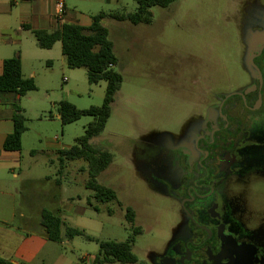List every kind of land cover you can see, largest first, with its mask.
<instances>
[{"label":"rangeland","instance_id":"1","mask_svg":"<svg viewBox=\"0 0 264 264\" xmlns=\"http://www.w3.org/2000/svg\"><path fill=\"white\" fill-rule=\"evenodd\" d=\"M136 8V0H113L103 6L105 11L131 12ZM151 10V23L133 24L113 18L105 22L118 57L115 69L123 81L105 129L91 143L113 154L112 163L98 175V181L113 188L119 202L103 203L94 198L85 185L88 171L82 169L86 167L84 160H69L61 167L55 154L58 152L48 150L53 142H59L61 148L74 145L94 118L83 115L63 124L59 103L67 100L79 109L101 106L107 82L92 83L86 67L72 68L64 63L59 43L53 49L54 64L27 61L26 71L37 72V89L18 101L27 130L22 172L14 186L20 189L18 210L26 214L32 226L23 229L22 215L18 214L14 225H0V243L6 247L13 237L26 231L39 234L40 205L48 210L60 209L65 220L63 240L48 239L32 264H91L99 243L83 235L69 238L66 228L85 229L99 241H124L133 234L132 224L126 219L127 207L133 208L135 225L142 228L135 235L133 247L138 261L108 264H146L149 248L162 245L179 219L177 203L155 192L140 171V153L146 141L176 130L186 120L191 76L206 72L212 78L217 73L227 85L241 79L243 51L235 25V17H241V0H174ZM260 189L263 201L264 187ZM52 192L56 194L54 200L47 197ZM27 197H31L30 205ZM0 256H5L3 250Z\"/></svg>","mask_w":264,"mask_h":264},{"label":"flooded vegetation","instance_id":"2","mask_svg":"<svg viewBox=\"0 0 264 264\" xmlns=\"http://www.w3.org/2000/svg\"><path fill=\"white\" fill-rule=\"evenodd\" d=\"M240 15L241 79L191 76L186 120L140 153L151 188L179 207L146 264H264V0H241Z\"/></svg>","mask_w":264,"mask_h":264},{"label":"trees","instance_id":"3","mask_svg":"<svg viewBox=\"0 0 264 264\" xmlns=\"http://www.w3.org/2000/svg\"><path fill=\"white\" fill-rule=\"evenodd\" d=\"M174 0H136L135 11H101L94 15L90 26L65 22L60 28L46 30L33 29L38 45L42 48H51L60 41L62 52L67 57L68 65L72 68L86 67L88 79L92 83L101 80L107 82L105 97L101 106H91L87 109H79L75 104L62 100L58 105L60 118L63 124L78 120L83 115H92L93 120L88 123L85 133L77 138L74 145L62 148L58 151V159L61 167L66 161L82 159L86 162L83 170L88 171L85 185L93 192L94 198L99 202L118 201L116 191L98 181V175L104 171L113 161V154L98 147L91 141L98 136L106 126L111 115L112 103L121 88L123 77L115 69L118 57L114 50L113 41L109 38V29L105 19L113 18L118 21H130L133 24L151 23L153 6L166 7ZM37 89L33 78L25 77L22 72V59L19 53L4 60L3 72L0 74V93L15 92L20 96ZM14 107V131L6 137L4 148L7 150H21L22 136L27 130L26 117L19 102L13 103ZM126 219L132 224L133 234L124 241H99L88 234L85 229L68 226L66 236L73 238L83 235L89 240L99 243V252L93 257L91 264H108L114 262L135 263L138 256L133 250L136 242L135 235L142 232L139 225H135L136 214L133 208H126ZM42 225L50 240L60 242L63 240L62 228L65 225L62 217L53 211H42ZM0 264H29L14 263L10 259L0 256ZM81 264V262L77 263Z\"/></svg>","mask_w":264,"mask_h":264},{"label":"crops","instance_id":"4","mask_svg":"<svg viewBox=\"0 0 264 264\" xmlns=\"http://www.w3.org/2000/svg\"><path fill=\"white\" fill-rule=\"evenodd\" d=\"M58 1L64 3V12L62 14L57 12ZM112 1L0 0V74L3 72L4 60L19 53L22 59L23 75L35 80L37 72L35 69H30L29 72L26 71L27 61L35 62L45 60L48 65L54 64L53 49L57 47L58 43L62 53L61 59L68 65L67 57L62 52V44L60 41H57L51 48H42L38 45L32 30L57 29L65 22L90 26L93 22L94 15L105 11L103 6L106 4L109 5ZM20 98L21 96L15 92L0 93V225H14L17 222L18 214H20L22 215L21 226H23V229L28 230L32 226V221L26 218V214L23 211L18 210L17 200L20 189L14 186L15 179H18L19 174L22 172L20 164L24 157L23 140L25 132L22 136L21 150H7L4 148L6 137L14 131L13 103L20 101ZM61 146L59 142L49 143L48 150L52 153L53 151L58 152L62 149ZM70 146L72 145H67L65 148ZM31 152H34V150ZM17 166L19 168L18 172L16 171ZM47 197L50 200H54L56 194L52 192ZM27 198L26 202L30 205L31 197ZM44 209L40 205L38 212L42 213ZM51 211L61 216L60 209ZM62 219L65 223L64 217ZM37 223L39 226L38 230L40 231L39 234L26 231L27 233L22 236L13 237L12 242L8 243L6 247H2L3 243H0V250L5 252V256L1 257L10 259L14 263L32 264L35 256L46 246L47 240L49 239L41 220Z\"/></svg>","mask_w":264,"mask_h":264},{"label":"built area","instance_id":"5","mask_svg":"<svg viewBox=\"0 0 264 264\" xmlns=\"http://www.w3.org/2000/svg\"><path fill=\"white\" fill-rule=\"evenodd\" d=\"M57 12L62 14L64 12V3L62 1L57 2Z\"/></svg>","mask_w":264,"mask_h":264}]
</instances>
